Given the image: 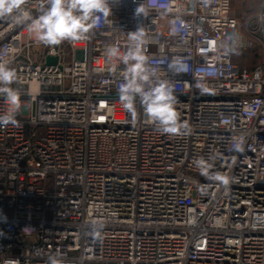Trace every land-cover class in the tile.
<instances>
[{
    "label": "built area",
    "instance_id": "2783aa9c",
    "mask_svg": "<svg viewBox=\"0 0 264 264\" xmlns=\"http://www.w3.org/2000/svg\"><path fill=\"white\" fill-rule=\"evenodd\" d=\"M236 1L111 0L87 40L54 46L0 19V63L21 101L18 125L0 124V264L56 252L64 264H264V65L243 69L223 49L232 33L239 50L253 46ZM259 2L249 36L264 47ZM46 6L23 4L33 17ZM138 28L188 135L157 131L138 99L134 120L120 101L125 65L106 49L122 57ZM177 57L189 65L180 75L168 71ZM9 107L0 93V115ZM199 158L229 182L202 176Z\"/></svg>",
    "mask_w": 264,
    "mask_h": 264
},
{
    "label": "clouds",
    "instance_id": "9594fccd",
    "mask_svg": "<svg viewBox=\"0 0 264 264\" xmlns=\"http://www.w3.org/2000/svg\"><path fill=\"white\" fill-rule=\"evenodd\" d=\"M25 0H0V19L7 18L15 24H26L29 33H36V39L45 45H59L64 41L80 42L88 39L89 33L97 24L108 22L112 15L111 0H47L38 16L33 17L23 8ZM146 14L140 4L135 14ZM129 46L120 57L119 49L110 46L106 54L112 58H120L125 65L122 82L118 86V95L124 109L135 120L137 115L136 101L139 100L143 112L150 122L157 126V131L172 135L185 136L190 132L189 124L182 122L176 109L177 99L173 87L167 81L157 77V69L148 66V58L143 54L146 43L145 33L138 28L127 33ZM243 37L239 33L228 36V45L223 48L229 54H239ZM188 63L180 57L168 62V71L180 75L188 71ZM17 74L6 63H0V93L5 95L9 104L6 113L0 115V124L18 125L16 115L21 110L19 92L10 87L16 81ZM236 151H242V142L236 144ZM213 158H209L211 160ZM209 160L199 158L196 166L200 174L210 181L227 184L229 178L220 173H212ZM0 222H7L6 216ZM93 225L94 231L99 230ZM3 233L0 232V235ZM46 264H64L61 253L50 254Z\"/></svg>",
    "mask_w": 264,
    "mask_h": 264
},
{
    "label": "rangeland",
    "instance_id": "374dc122",
    "mask_svg": "<svg viewBox=\"0 0 264 264\" xmlns=\"http://www.w3.org/2000/svg\"><path fill=\"white\" fill-rule=\"evenodd\" d=\"M260 0H240L233 6L232 10V15L238 16L243 19L244 23L242 26V33L244 36L248 37V39L252 40V48L247 49V50H239V54H233L234 60L237 63H242L244 62L247 63V65L250 64V61L254 59L255 48H261L262 53L264 52V47L262 46L261 42L258 40L259 39V34H257L256 38H251L249 36V31L251 30H258L259 24L257 22V15L259 13V2ZM250 20V25H248V21ZM36 35V33H34ZM260 51V50H259ZM237 63V64H238Z\"/></svg>",
    "mask_w": 264,
    "mask_h": 264
},
{
    "label": "trees",
    "instance_id": "16d2710c",
    "mask_svg": "<svg viewBox=\"0 0 264 264\" xmlns=\"http://www.w3.org/2000/svg\"><path fill=\"white\" fill-rule=\"evenodd\" d=\"M257 49V51H255V55H254V59L250 61V64L247 65V61L244 62V64L242 63H238V65L243 68V69H248V70H254L256 69L258 66L260 65H264V52L262 53L261 48H255V50ZM260 50V51H259ZM234 57V56H233Z\"/></svg>",
    "mask_w": 264,
    "mask_h": 264
},
{
    "label": "water",
    "instance_id": "95a60500",
    "mask_svg": "<svg viewBox=\"0 0 264 264\" xmlns=\"http://www.w3.org/2000/svg\"><path fill=\"white\" fill-rule=\"evenodd\" d=\"M58 59L57 58H52V57H48L47 58V65H55L57 63Z\"/></svg>",
    "mask_w": 264,
    "mask_h": 264
},
{
    "label": "crops",
    "instance_id": "0c3cea01",
    "mask_svg": "<svg viewBox=\"0 0 264 264\" xmlns=\"http://www.w3.org/2000/svg\"><path fill=\"white\" fill-rule=\"evenodd\" d=\"M238 1H240V0H237L234 4H236ZM234 4H233V6H234ZM241 15V14H240ZM240 15H238V16H236V17H240ZM235 16V15H234Z\"/></svg>",
    "mask_w": 264,
    "mask_h": 264
}]
</instances>
